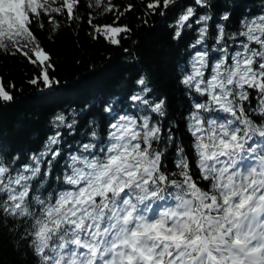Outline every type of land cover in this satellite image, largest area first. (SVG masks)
I'll return each mask as SVG.
<instances>
[{
  "label": "snow or ice",
  "instance_id": "obj_1",
  "mask_svg": "<svg viewBox=\"0 0 264 264\" xmlns=\"http://www.w3.org/2000/svg\"><path fill=\"white\" fill-rule=\"evenodd\" d=\"M85 3L119 12L111 0ZM174 3L149 0L146 7L155 12ZM194 3L208 6L207 0ZM80 5L81 0H0V51L19 53L39 68L31 84L58 83L49 76L51 57L34 27L43 28L47 18L55 32L57 16L76 20ZM123 14L110 25H93L90 18L93 38L119 45L121 34L131 31L118 25ZM228 18V13L221 17ZM209 19L188 6L174 35L178 39L192 23L203 25L191 45L203 48L191 57L181 81L204 98L193 100L187 117L195 170L179 144L176 171L163 165L165 150L153 147L161 128L150 114L163 115L164 101L147 99L146 87L131 97L139 102L140 115L118 116L100 146L93 131V140L64 158L62 177H56L61 187L47 196L41 189L61 157L58 131L20 168L0 161V216L31 222L27 236L38 264H264V13L244 17L240 29L227 35L224 25H217L211 49L205 44ZM138 83L144 85V78ZM12 100L0 77V101ZM251 113L259 114L260 122ZM65 119L58 114L53 123L71 129ZM172 141L169 131L167 142Z\"/></svg>",
  "mask_w": 264,
  "mask_h": 264
},
{
  "label": "trees",
  "instance_id": "obj_2",
  "mask_svg": "<svg viewBox=\"0 0 264 264\" xmlns=\"http://www.w3.org/2000/svg\"><path fill=\"white\" fill-rule=\"evenodd\" d=\"M148 2L111 0L124 13L118 25H126L131 30L121 34L119 45L107 42L102 36L94 39L93 27L88 23L91 18L93 25L113 24L119 15L115 9L104 12L103 5L88 7L81 0L79 18L68 20L57 16L60 27L55 32L47 18H43L44 27L36 26L33 31L39 44L50 54L53 67L49 69V76L58 81L52 87L42 82L30 83L40 75V70L23 55L0 51V77L13 96L10 102L0 101V161L18 169L29 163L33 154L44 150L50 136L57 131L61 134L62 142L58 146L61 157L53 161L42 195L47 196L61 187L56 177H62L64 158L76 152L80 144L93 140V131L96 132L94 142L100 146L107 142L110 124L118 116L140 115L139 102L131 97L142 94L145 87L151 89L147 99L153 103L164 101L163 115L150 114L153 123L161 128V139L153 147L165 150L163 165L168 171H176L173 158L179 144L195 170L187 117L193 111V100L204 98L190 92L181 81L189 71V60L197 49L203 48V45L191 47L203 25L185 26L176 39V21L188 6L195 7L197 16H210L206 22L205 44L211 49L217 25H224L226 35L238 31L244 17L264 13V0H207L208 6L203 8L195 5L194 0H175L168 9L161 7L155 12L147 9ZM87 3L94 4L95 0ZM128 5L132 8L125 11ZM225 13L229 14L228 20L221 19ZM214 56L210 52V62ZM141 78L145 80L144 85L138 83ZM10 84L15 88H9ZM252 103L254 106L255 101ZM107 106L111 112L105 111ZM58 114L65 116V124H72L71 129L54 125ZM250 116L260 122L259 114ZM169 131L173 137L171 143L167 142ZM30 223L0 216V264H38L39 258L29 246L31 237L27 236Z\"/></svg>",
  "mask_w": 264,
  "mask_h": 264
}]
</instances>
